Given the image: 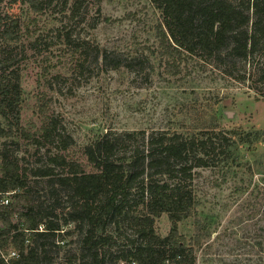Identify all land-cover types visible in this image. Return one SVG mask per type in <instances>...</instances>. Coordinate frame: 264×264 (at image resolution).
<instances>
[{
    "label": "rangeland",
    "instance_id": "1",
    "mask_svg": "<svg viewBox=\"0 0 264 264\" xmlns=\"http://www.w3.org/2000/svg\"><path fill=\"white\" fill-rule=\"evenodd\" d=\"M57 1L50 12L32 15L38 41L23 67L21 123L27 129L41 124L36 102L45 98L60 136L71 137L73 144L60 150L59 138L44 146L20 137L0 140V147L6 142V149L28 172L35 203L52 204L53 199L52 213L60 221L68 216L70 196L58 185L63 170L50 161L57 153L86 161L83 147L105 134L137 131L147 137L165 131L189 137L215 130L216 143L222 132L231 139L230 147L224 154L208 148L207 166L199 168L192 181L200 200L197 220L181 222L179 231L188 240L203 232L201 246L195 248L196 264H264V40L235 66L230 59L223 58V64L194 56L186 58L180 74L170 75L157 51L161 13L154 0H89L75 18H68L69 10ZM11 11L20 13L18 6ZM56 30L80 37L87 53L80 57L83 68H77L78 58L72 59L66 48L60 51ZM97 53H107L111 62L96 60ZM138 143L143 145L140 137ZM40 169L50 175H37ZM170 228L167 215L156 219L160 235ZM67 229L74 234L49 245L41 256L43 264H79L80 229L75 223ZM106 231L113 235L109 252L135 239L126 222H121L120 231L114 226Z\"/></svg>",
    "mask_w": 264,
    "mask_h": 264
},
{
    "label": "trees",
    "instance_id": "2",
    "mask_svg": "<svg viewBox=\"0 0 264 264\" xmlns=\"http://www.w3.org/2000/svg\"><path fill=\"white\" fill-rule=\"evenodd\" d=\"M59 1L69 10L68 18H75L89 0ZM154 2L161 13L156 26L157 51L167 74H180L186 58L194 56L223 64V58L230 59L235 66L238 60L254 54L264 40V0ZM57 3L0 0V140L20 137L44 146L59 138L60 150H68L73 144L71 137L60 136L45 98L36 102L41 124L27 129L21 123L23 67L27 53L38 41L31 29L32 15H44ZM16 6L20 13L11 11ZM56 31L60 51L66 48L72 59L78 58L77 68H83L80 57L87 53L80 37L71 31ZM100 58L111 62L107 53H97L96 60ZM261 74L264 78V65ZM261 97L264 99V92ZM220 133V143L214 140L215 130L189 137L165 131L147 137L137 131L105 134L83 147L86 161L75 154L72 158L57 153L50 161L62 168L58 185L67 188L71 201L68 216L62 221L52 213L56 211L53 199L52 204L35 203L28 172L6 149L5 142L0 147V264H43L41 256L48 246L72 236L74 230L65 228L74 223L80 229L79 264H196L195 248L201 246L204 234L199 230L188 240L179 231V224L192 217L197 220L200 200L192 181L197 170L207 166L208 148L224 154L230 147L231 139ZM252 134L256 141L258 132ZM139 137L142 146L137 144ZM125 144L129 148H124ZM38 172L41 177L50 175L49 170ZM51 189H56L53 184ZM6 198L8 203H4ZM162 215L171 222L165 236L155 229L156 219ZM121 222L127 223L135 239L130 240L131 245L109 252L106 248L113 235L106 230L114 226L120 231ZM12 251L16 255L9 257Z\"/></svg>",
    "mask_w": 264,
    "mask_h": 264
},
{
    "label": "built area",
    "instance_id": "3",
    "mask_svg": "<svg viewBox=\"0 0 264 264\" xmlns=\"http://www.w3.org/2000/svg\"><path fill=\"white\" fill-rule=\"evenodd\" d=\"M4 203H8V199H7V198L4 200ZM15 255H16L15 251H12V252L10 253L9 257H13V256H15ZM6 260H7V259H6Z\"/></svg>",
    "mask_w": 264,
    "mask_h": 264
}]
</instances>
